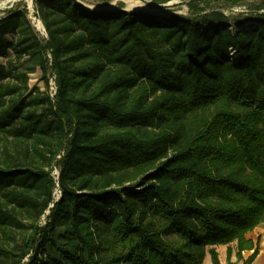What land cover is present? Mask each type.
<instances>
[{"label":"trees","instance_id":"1","mask_svg":"<svg viewBox=\"0 0 264 264\" xmlns=\"http://www.w3.org/2000/svg\"><path fill=\"white\" fill-rule=\"evenodd\" d=\"M178 1L191 17L34 0L46 39L21 3L0 18V264H221L235 241L253 264L264 0Z\"/></svg>","mask_w":264,"mask_h":264},{"label":"rangeland","instance_id":"2","mask_svg":"<svg viewBox=\"0 0 264 264\" xmlns=\"http://www.w3.org/2000/svg\"><path fill=\"white\" fill-rule=\"evenodd\" d=\"M79 2L85 9L89 11H95L101 13L120 12V11L143 12L145 14L156 16L159 19H168L173 15L191 17V13L189 12L187 6L178 0H173L163 5L157 4L153 0H79ZM19 3L25 5L29 10H32L34 8V1H32L31 3L30 0H0V18L3 17L5 13L8 10H10L15 4H19ZM248 4L249 2L247 1V3H245L243 6L230 9L221 2L220 3L213 2L210 5V8L223 10L230 15V14H237L239 12H242L247 8L246 6ZM121 6H124V8L122 9ZM35 25H36L35 28L39 33V35L41 36V38L46 39V36L43 34L45 31L43 29H40L37 23ZM1 62H5V59H2ZM49 77H50L51 85L53 86L56 78L53 76H49ZM29 84L31 88H39L43 92L46 90L45 81L42 79V73L40 70H38L35 74H32L30 76ZM58 174H59V169L56 167L53 169V175L57 176ZM45 224H46V217L43 218L41 221V225L44 226ZM260 226L255 228L253 231L249 232L246 235V238L249 239L248 237L250 236V234H253V232L257 230ZM229 246L232 249L231 257H234L233 247L234 248L237 247V253H238V244L236 241L230 245L216 247L217 252L219 254L220 263L222 262L221 264H235L231 262V259L230 261L228 259Z\"/></svg>","mask_w":264,"mask_h":264},{"label":"crops","instance_id":"3","mask_svg":"<svg viewBox=\"0 0 264 264\" xmlns=\"http://www.w3.org/2000/svg\"><path fill=\"white\" fill-rule=\"evenodd\" d=\"M248 238L254 240L255 242L259 241V253L253 264H264V225H261L257 230L253 232V234H250ZM233 249H234L233 250L234 257H231V262L235 264H242V262H238V259L236 257L237 247L236 248L233 247ZM252 253H253L252 251L251 252L246 251L243 253V256L245 259H247L252 255ZM203 264H212L211 256L208 253L205 257Z\"/></svg>","mask_w":264,"mask_h":264},{"label":"built area","instance_id":"4","mask_svg":"<svg viewBox=\"0 0 264 264\" xmlns=\"http://www.w3.org/2000/svg\"><path fill=\"white\" fill-rule=\"evenodd\" d=\"M33 1V0H32ZM29 10V9H28ZM29 12H30V14H29V17H30V19H31V21H32V23H33V25L34 26H36L35 24L37 23L38 25H39V23L41 22V20H40V18H39V15H38V13L35 11V9L33 8L32 10H29ZM42 23V22H41ZM44 27V26H43ZM44 35L46 36V38H48V36H47V32H46V30H45V28H44ZM52 86V85H51ZM51 92H52V96L54 97L55 95H56V92H57V87H56V83L54 82V84H53V86L51 87ZM59 176H60V172H59V174L57 175V176H54L53 175V178L55 179V181H56V183H57V186H56V189H55V191H54V194H53V199H54V201H53V204L50 206V209L54 206V204L55 203H57L59 200H60V198H61V196H62V193H61V190H60V187H59V183H58V181H59ZM50 214V210H48L47 212H46V214H45V216L43 217V218H47V216ZM42 218V219H43ZM42 221V220H41Z\"/></svg>","mask_w":264,"mask_h":264},{"label":"bare ground","instance_id":"5","mask_svg":"<svg viewBox=\"0 0 264 264\" xmlns=\"http://www.w3.org/2000/svg\"><path fill=\"white\" fill-rule=\"evenodd\" d=\"M30 2L32 3V0H30ZM31 6H32V4H31ZM39 28L44 30L43 24L41 22L39 23Z\"/></svg>","mask_w":264,"mask_h":264},{"label":"water","instance_id":"6","mask_svg":"<svg viewBox=\"0 0 264 264\" xmlns=\"http://www.w3.org/2000/svg\"><path fill=\"white\" fill-rule=\"evenodd\" d=\"M34 1V0H33Z\"/></svg>","mask_w":264,"mask_h":264}]
</instances>
